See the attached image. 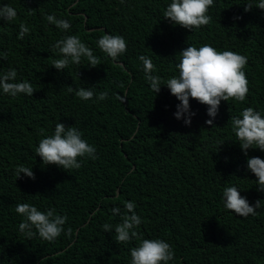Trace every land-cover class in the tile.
<instances>
[{"label":"trees","instance_id":"1","mask_svg":"<svg viewBox=\"0 0 264 264\" xmlns=\"http://www.w3.org/2000/svg\"><path fill=\"white\" fill-rule=\"evenodd\" d=\"M248 2L259 0H214L212 23L190 31L163 18L171 0H0L17 12L13 21L0 20V53H7L0 74L15 69L17 82L37 90L14 98L0 90V264H130L139 241L117 243L114 233L126 201L136 204L144 238L171 244L169 264H264V191L247 169V158L264 159V151L249 149L246 158L231 126L244 108L264 115V10L245 12ZM50 14L70 29L50 24ZM21 23L30 32L18 39ZM105 33L127 42L118 62L98 48ZM68 35L79 36L101 64L89 67L82 57L64 70L52 67L62 58L52 45ZM204 44L247 57L249 92L243 102L221 101L214 126L205 124L207 106L190 98L196 115L185 126L173 115L179 101L163 85L155 95L138 57H149L152 74L166 82L178 75L180 51ZM67 86L107 91L108 98L81 100ZM57 122L80 130L98 158H79L82 167L68 171L43 165L36 148ZM20 164L32 167L35 179H16ZM229 186L250 204L261 201L257 215L225 208ZM19 203L66 215L71 236L28 239L19 230Z\"/></svg>","mask_w":264,"mask_h":264},{"label":"clouds","instance_id":"2","mask_svg":"<svg viewBox=\"0 0 264 264\" xmlns=\"http://www.w3.org/2000/svg\"><path fill=\"white\" fill-rule=\"evenodd\" d=\"M124 3L125 0H120ZM214 0H171L163 13V18L173 25H179L192 31L212 23V17L208 14ZM264 10V0L245 4L244 11L252 8ZM17 17L16 9L4 4L0 5V20L13 21ZM50 24L67 31L71 24L66 19H57L54 14L46 17ZM240 19V17H234ZM18 39H23L30 32L25 23L19 25ZM98 48L113 62H118L119 57L127 51V42L121 35L105 33L97 41ZM54 51L61 54L62 58L55 59L52 67L64 70L70 64L79 65L81 58H86L88 66L95 68L101 64L100 59L93 54V50L81 41L77 35H68L52 45ZM7 53H0V60L6 59ZM143 63L145 78L150 84L151 90L159 93L161 86H166L170 93L176 97L179 103L176 105L174 118L183 119L185 126H190L192 118L196 115L191 109L189 99L192 98L200 104L207 106L205 124L214 126L213 121L218 115L221 101L235 99L238 102L245 101L249 92L248 79L244 71L247 65V57L231 50H218L210 44H204L199 48L187 46L180 51V61L177 64L178 75L162 82L161 77L153 75L156 71L152 60L144 55L138 57ZM0 90L4 94L16 97L18 94L33 96L37 90L27 80L17 82L15 69L0 74ZM68 93H74L81 100H91L94 97L103 101L108 98V92L98 94L92 87L73 88L67 86ZM232 131L237 137L238 144L245 157H248L249 149L264 151V115L252 107L244 108L239 116L231 118ZM43 134L44 130H40ZM221 142L218 145L222 144ZM36 154L41 158L43 165H55L66 171L80 169L82 164L79 158L95 160L96 148L82 138V133L74 126H65L57 122L53 134L39 141ZM247 169L254 174L257 182V191H264V159L257 156L247 158ZM24 176L35 179L32 167L20 164L16 167V179ZM224 206L239 217L257 215V209L261 207V201L256 200L250 204L246 197L240 195L236 186L225 187L223 191ZM125 213L121 222L114 227L117 243L139 241L138 245L130 249V264H169L174 259V250L170 243L156 238L146 239L140 232L141 217L136 213V204L132 201L124 203ZM15 211L24 219L19 224V230L28 239L38 234L40 238L54 242L61 234L71 236L72 229L65 232L64 225L68 219L66 215H59L55 209L40 211L29 203H19ZM113 215L120 214V208L112 209ZM105 232H112L113 225L105 223ZM35 229V231H33Z\"/></svg>","mask_w":264,"mask_h":264}]
</instances>
